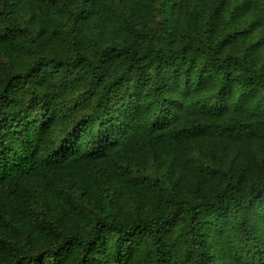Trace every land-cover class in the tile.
I'll return each mask as SVG.
<instances>
[{"label":"trees","instance_id":"1","mask_svg":"<svg viewBox=\"0 0 264 264\" xmlns=\"http://www.w3.org/2000/svg\"><path fill=\"white\" fill-rule=\"evenodd\" d=\"M0 264H264V0H0Z\"/></svg>","mask_w":264,"mask_h":264}]
</instances>
